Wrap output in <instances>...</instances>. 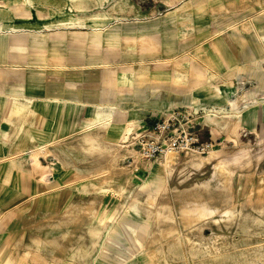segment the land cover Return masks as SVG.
I'll use <instances>...</instances> for the list:
<instances>
[{"label": "rangeland", "instance_id": "1", "mask_svg": "<svg viewBox=\"0 0 264 264\" xmlns=\"http://www.w3.org/2000/svg\"><path fill=\"white\" fill-rule=\"evenodd\" d=\"M7 1L0 0V101L15 99L35 108L42 106V113L55 129L59 127L60 121L70 122L73 127H77L86 115L91 116L98 110H111L117 127L127 122H133V127L138 125L121 140V152H126V158L120 160L121 163L131 165L134 161L132 151H138L142 156L139 157V164L134 168L132 186L117 197L107 193L102 198L101 204L115 211V215L107 225V230L100 238L88 264H96L95 259L100 257L101 249L112 231L120 226L119 222L123 220V213L127 208H137L139 216L143 217L141 207H137L133 202L143 180L150 176L148 167L143 162L153 164L162 155L158 154L154 158L145 157L142 153L143 139L149 141L155 136L151 134L154 121L166 120L169 117L166 116L173 109H180L191 122L192 129L200 141H211L214 144L213 150H221V153L209 159L201 170H195L183 163L187 151L180 152L181 161L179 160L178 163L180 165L175 167L169 177L167 176V189L152 191L150 204L157 206L160 203H168L175 211L184 199L193 197L195 192L176 194L171 188L173 184L177 183L179 189L192 187L194 178L204 180L210 176L212 164L215 162H222L224 174L226 177L229 175L231 177L227 178V182L230 180L231 182H228L230 188L228 187L225 192L227 200L234 202L231 206H235L237 201L241 203L248 201L245 200L248 196H242L249 182L248 176L253 175L259 164L264 161V115L258 116L256 113L264 107V82L258 80L252 68L260 67V70L264 71V0H218L220 5L227 9L226 15L220 13L218 16L207 18H195L190 12L185 11L183 4L186 2L190 4L194 0H178L173 4L168 0H100L98 5L83 9L73 8L69 2L61 4V0H24L19 5L9 8L1 5ZM96 9L102 15V21L98 24L90 20V15L94 14ZM253 21L257 24H253ZM194 22H198V27L193 25ZM242 23H246L247 29L241 27ZM198 28H206L204 36L200 37L201 40L218 37V31L225 34L229 32L231 36L233 34L231 30L243 29L232 50L241 52V44L245 41L249 46L246 51L251 53L250 46L258 50L256 56L246 59L243 64L245 66L240 71L235 72L234 67L228 69L233 73L231 76L233 90L225 100H219V96L216 97L207 91L208 88H212L218 89L217 91L221 93L220 85L225 79L222 75L224 71L197 80L195 76H203L206 72L197 63H194L197 75L171 71L169 77L156 84L147 81L137 82L133 79V74L141 66L148 64L154 66L160 61L170 65L171 61L179 57L192 59V51L200 42L199 37L194 39ZM113 32L117 33L118 40L120 37L132 39L128 43L132 47L128 56L125 57L122 52L123 45L110 46L108 41L97 44L91 42V38L97 35H99L97 38L105 39ZM253 32L257 36L252 37L254 39L252 41ZM155 39L159 42V47L154 43ZM36 42L41 44V49L32 47ZM138 46L140 53L135 50ZM51 47L55 48L57 56L63 59L65 65L63 75L56 73L59 61L51 58L48 52ZM102 55L104 57L100 59L102 62L94 65L85 62L96 60ZM254 59L258 61V66L253 64ZM123 66L128 67V78L125 80H121L119 74ZM90 67L95 70L88 75L89 77H84L82 71ZM29 70L32 72L30 73ZM74 70L76 72H72ZM111 70L115 71L114 75L110 74ZM71 81L80 82V85L72 89L69 87ZM94 89L96 92L93 95ZM82 92H87L86 95L89 96L84 102L77 99ZM239 96L244 98L238 100ZM170 101H183L187 105L180 107L175 103L173 106H168L167 103ZM212 119L222 123L217 128L218 132L210 122ZM4 128L5 125L0 124V133H5ZM72 133L71 136L76 134V132ZM1 148L0 143V223L3 216L9 214L18 205H22V200L27 198L34 206L37 202L35 194L38 189L30 181L23 179L20 181L17 177H8L5 174L3 169L6 164L2 156L8 152V143H4L5 150ZM200 156L206 158L207 155ZM19 157L22 163L21 169L25 170L30 165V151L22 150ZM39 159L42 166H53L56 162L52 155L45 158L40 156ZM245 161L249 164L247 165ZM187 171L190 172L189 175ZM184 176H187V179ZM253 178L257 181L259 175ZM56 179L49 174L47 183L53 184ZM203 188L204 191H211L210 187ZM92 194V191L72 189L68 186L59 187L57 194L47 195L44 198L62 206L71 200L83 197L85 199ZM140 203L144 204V200L142 199ZM243 212L253 215L258 213V209L245 208ZM211 214L212 217L218 218L216 209ZM200 224L197 222L187 228V231L196 234ZM228 227L229 229L225 231L234 234L232 232L234 226ZM202 232L204 238L211 234L210 228L206 226L202 227ZM234 235L237 239L236 234ZM256 238L257 235L248 239L253 243L237 246L238 249L219 242L202 249L200 253L193 250L192 254L186 255L192 257V264L195 262L196 264H247V262L260 264L259 256H255V259L241 255L245 248L264 244V240L257 241ZM182 246L188 248L185 244ZM215 246L217 249L214 248ZM2 247H5V241L0 239V248ZM0 254V264H5L3 258L6 254L1 252ZM45 259L55 261L49 256H45ZM55 264L60 263L58 261Z\"/></svg>", "mask_w": 264, "mask_h": 264}, {"label": "bare ground", "instance_id": "2", "mask_svg": "<svg viewBox=\"0 0 264 264\" xmlns=\"http://www.w3.org/2000/svg\"><path fill=\"white\" fill-rule=\"evenodd\" d=\"M99 1L61 0V4L69 2L75 9H83L96 6ZM168 1L173 4L178 0ZM21 2L24 0H8L1 5L9 8L19 5ZM183 6L185 11L190 12L191 16L195 18L215 17L220 13L226 15L227 11L218 0H194L190 4L184 3ZM101 16L100 11L96 9L94 14L90 15V20L98 24L102 21ZM253 22V24H257L255 21ZM193 25L198 27V22H194ZM241 27L247 29L246 23H242ZM243 29L231 30L233 33L231 36L229 32L225 34L218 31V37L201 40L200 37L204 36L206 28H198L194 39L199 37L200 42L195 45L192 51V59L179 57L171 61L170 65L165 61H160L154 66L151 64L141 66L133 74V79L137 82L147 81L150 84H156L169 77L171 71L197 75L198 72H195L194 69V63H197L206 71L203 76H195L197 80L202 77H210L212 73L215 75L224 71L222 75L225 79L220 85L221 93L217 91L218 89L208 88L207 90L210 94L219 96V100L223 101L233 90L231 80L233 73L228 69L234 67L235 72L240 71L245 66L243 64L247 58L258 54V50L253 46H250L251 53L246 51V48L249 47L247 41L241 44V52L232 50V46ZM98 36L91 38V42L97 44L108 41L110 46L123 45L122 52L125 57L132 51V47L128 45L132 39L120 37L118 40L115 32L105 39L97 38ZM256 36L257 34L253 32L251 38ZM154 43L159 47V42L156 39ZM40 45L39 42H36L32 47L41 49ZM135 50L140 53L139 46ZM48 52L54 61H59L56 73L65 74L63 59L59 55L57 56L55 48H49ZM102 58H104L103 55L96 60H86L85 62L94 65L97 62H102L100 60ZM252 62L257 66L259 64L255 59ZM252 68L255 70L254 75L258 80L264 82V71L260 70V67L253 66ZM93 70L95 69L90 67L82 71L83 76L89 77L88 75L93 73ZM29 72L31 73L32 70ZM114 73L115 71L111 70L110 74L114 75ZM119 74L121 80L127 79L128 67L123 66ZM92 76L94 75L92 74ZM79 85L80 82L71 81L69 83L70 88H76ZM95 92L96 89L93 90V95ZM86 93L82 92L77 99L82 102L89 99ZM93 95L92 100H94ZM243 98L244 96H239L238 100ZM175 103L180 107L187 105L183 101H170L167 105L173 106ZM38 107L29 106L28 103H22L15 99L0 101V124L5 125V133H0L1 150H5L4 143H8L9 147L8 152L2 156L6 164L3 171L8 177H17L20 181L22 179L30 181L38 187L37 194H35L37 202L34 206L26 198L22 200V205H18L9 214L3 216L0 223V239L5 241V247L0 248V252L6 254L3 258L5 264H55L58 261L60 264H88L91 255L96 251L100 238L107 230V225L115 215V211L109 210L101 204L102 198L107 193L117 197L132 186L134 168L139 164V157L142 156L138 151H132L130 153L133 155L134 161L131 165L121 163L120 160L126 158V152H121V140L138 125L133 127V122H127L117 127L111 110H98L91 116L86 115L77 127H73L70 122L60 121L59 127L55 129L48 123L46 115L42 113V106ZM256 113L258 116L264 115V107L257 110ZM168 116L170 113L166 117ZM62 118L60 117V119ZM210 122L218 132L217 128L222 123L216 119H212ZM72 132H76V134L71 136ZM166 147L167 141H164V152L160 159L152 162L153 164L143 162L148 167L150 176L143 180L138 194L133 199L134 205L141 207L143 217L139 216L137 208H127L123 213V220L119 222L120 226L112 231L101 249L100 257L95 259L96 264H192V257L189 258L186 254H192L193 250L200 253L203 251L202 249L219 242L229 244L231 248L249 245L253 242H249L248 239L255 238L256 235L257 241L264 240V225L260 226V224H264V210H262L264 208V161L259 164L253 175H249L251 177L248 176V185L242 193V196H248L245 198V200L248 199L245 203L237 201L235 206H231L234 202L228 201L227 193H225L230 186L229 181L227 182L230 173H227L229 176L226 177L222 162H215L212 164L210 176L204 180L194 178L192 187L179 189L177 183L173 184L171 188L176 194L195 192L193 197L184 199L180 206L173 211L168 203L152 206L149 202L152 191L167 189V176L169 177L173 173L180 160L177 149ZM24 149L30 151V165L25 170L21 169L22 163L19 157ZM195 153L193 150L185 152L183 163L195 170H201L207 161L215 158L217 154L221 153V150L212 149L206 158ZM49 155L54 156L56 162L53 166H42L39 157L45 158ZM231 171L229 170V172ZM49 174L57 178L53 184L47 183ZM189 174L190 172H188ZM254 174L259 175L257 181L253 178ZM184 177L187 179V176ZM68 186L72 189L92 191L93 194L85 199L83 197L71 200L62 206L44 198L47 195L57 194V188ZM203 187H210L211 191H204ZM255 197L259 198L255 199ZM142 199L144 204L140 203ZM245 208L258 209V213L248 215L243 212ZM215 209L218 211V218L212 217L211 213L215 212ZM195 222L201 223L196 234L187 231V228L196 224ZM230 225L234 226L232 232L236 234L237 239L234 234L231 233V235L225 231L229 229ZM203 226L209 227L211 230V234L207 238L203 237ZM183 244L188 247L187 250L183 248ZM214 248L217 249L216 246ZM241 255L250 256V258L259 256L260 264H264V244L245 248ZM45 256H49L55 261H48Z\"/></svg>", "mask_w": 264, "mask_h": 264}, {"label": "built area", "instance_id": "3", "mask_svg": "<svg viewBox=\"0 0 264 264\" xmlns=\"http://www.w3.org/2000/svg\"><path fill=\"white\" fill-rule=\"evenodd\" d=\"M152 128L151 134L155 136L149 141L143 139L142 153L145 157L154 158L158 154H163L164 141H167V147L177 149L179 153L193 150L197 154L207 155L214 147L211 141L199 140L198 135L192 129L191 122L180 109L171 110L166 120L154 121ZM162 139L165 140L162 141Z\"/></svg>", "mask_w": 264, "mask_h": 264}]
</instances>
